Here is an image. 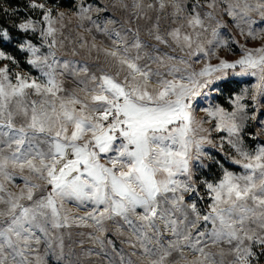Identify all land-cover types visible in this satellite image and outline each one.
<instances>
[{"label":"rangeland","instance_id":"rangeland-1","mask_svg":"<svg viewBox=\"0 0 264 264\" xmlns=\"http://www.w3.org/2000/svg\"><path fill=\"white\" fill-rule=\"evenodd\" d=\"M6 1L0 264H264V0Z\"/></svg>","mask_w":264,"mask_h":264},{"label":"trees","instance_id":"trees-1","mask_svg":"<svg viewBox=\"0 0 264 264\" xmlns=\"http://www.w3.org/2000/svg\"><path fill=\"white\" fill-rule=\"evenodd\" d=\"M52 3L53 2H56V1H60L62 7H70L72 4H73V0H63L61 2V0H50ZM27 0H7L6 1V5L7 7L9 8H16V7H23V6H27ZM2 7L0 6V31L1 29L3 28H6L8 29V31L11 33V34H16V35H19V36H24V34H22V32L16 30L14 28V26L12 25H9L8 21L5 19V15L2 11ZM1 34V32H0ZM11 44H4L2 42V39L0 37V47H2L3 49H5L6 51L10 52V53H19L17 49H14L10 46ZM24 67H27L26 64L23 65Z\"/></svg>","mask_w":264,"mask_h":264},{"label":"built area","instance_id":"built-area-1","mask_svg":"<svg viewBox=\"0 0 264 264\" xmlns=\"http://www.w3.org/2000/svg\"><path fill=\"white\" fill-rule=\"evenodd\" d=\"M118 102L116 100L111 101L110 111L107 117L103 120L104 127L112 128L113 124L116 122L117 114H118Z\"/></svg>","mask_w":264,"mask_h":264}]
</instances>
